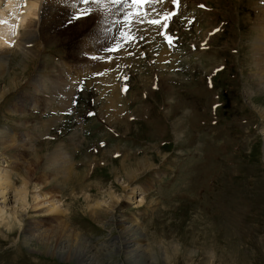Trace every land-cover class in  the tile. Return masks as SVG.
I'll list each match as a JSON object with an SVG mask.
<instances>
[{
  "label": "rangeland",
  "instance_id": "obj_1",
  "mask_svg": "<svg viewBox=\"0 0 264 264\" xmlns=\"http://www.w3.org/2000/svg\"><path fill=\"white\" fill-rule=\"evenodd\" d=\"M183 2L178 15L165 2L145 4L136 15L149 9L147 17L155 19L153 9L172 10L174 47L155 27L143 29L146 40L137 38L138 31L129 32L131 41L121 38L122 29L128 33L122 21L110 41L124 43L122 48L110 46L105 56L96 38L92 52L102 57L88 60L75 48L101 17L90 11L51 25L49 34L58 37L52 41L42 38L36 20L34 39L24 44L20 35L17 42L32 53L13 46L6 54L0 131L8 136L0 139V168L19 189L23 171L38 159L31 180L49 178L48 195L29 189L28 215L41 213L32 208L43 202L47 214L31 217L71 227L94 264H264V79L256 75L252 49L264 0H179L178 6ZM127 13L123 20L131 21ZM111 61V75H105ZM97 64L93 73L87 70ZM98 69L103 77L95 75ZM37 76L45 79L42 92L30 86ZM157 78L158 90L152 87ZM26 93L40 101L38 110L27 106ZM15 101L19 111L12 113ZM143 160L147 165L124 181L130 164ZM9 190L3 206L19 210ZM48 197L53 200L46 202ZM55 206L58 213H49ZM0 227V264H68L36 251L42 250L38 243L27 246L25 222L9 232ZM131 245L138 253L133 260L126 249Z\"/></svg>",
  "mask_w": 264,
  "mask_h": 264
},
{
  "label": "bare ground",
  "instance_id": "obj_2",
  "mask_svg": "<svg viewBox=\"0 0 264 264\" xmlns=\"http://www.w3.org/2000/svg\"><path fill=\"white\" fill-rule=\"evenodd\" d=\"M4 1H6V3H4ZM128 1H131V0H127V3H128ZM206 1H208V0H206ZM123 2H125V1H123ZM191 2H193V1H191ZM3 3H4V6H3L4 8L1 7ZM165 3H167L166 6L170 5L168 7H171V9H173V11L175 12L176 15L179 14L180 9H183L184 7L187 6L186 2H183V5H181V6H178V5L173 6L172 4H168L167 0H165ZM125 4L124 5L121 3L114 4V3H112V0H99L98 3H89V4H83L80 2V0H24V1H22V0H0V75H2V73L5 72L4 70L6 68V63H7L6 54L10 52V49H12L13 46L20 47L21 41L19 44H17V42H19L20 35L25 36V39L23 41V42H25L24 44H26V42H28V41H32V39H34V37L36 35L37 24L39 23L38 25H40L42 38L44 40H47V41H52L53 36L57 37V34H53V35L49 34L48 31H49V28L51 29V27H52L51 25H60L59 24L60 18H63L64 21L68 20L71 15H73V14L75 15V14L80 13L81 8H83V9L87 8V9H89V12L90 11H93V12L96 11L95 14L96 15L99 14V16L101 14V17L96 18L97 22L95 21L96 22L95 27H94V24H92L93 28L91 31V35L88 34L86 37L82 38L81 42L78 41V42H80V46L75 48V52L77 54L85 55L86 57L88 56L87 57L88 60L90 59V57H92L93 54H94V56H95V54H96V56L101 55V53H102L101 51H98L95 53L92 52V50L96 51V48L94 46V42H95L96 38H99V43L96 45H97V47L101 46L104 49V52H105L104 54L106 56V50L105 49L110 47V46H113L116 43H119V41H117V42L116 41L110 42V41H112V37L115 39V36L117 35L118 30L120 29L121 22L122 21L125 22V19L123 20V17H124V15H126L127 12L131 13V16H130L131 21L129 23H127V26H126V30L128 31V33L133 32L134 34H136L135 36H137V31H138V35H139L143 31V29L147 26L145 23L144 27H141L139 21L141 18L145 19V21L147 18H149V17H147L148 16L147 13H149V9L144 11L147 14V16H144V17H141V16L137 17L136 16L138 14H141L140 12L146 7V5H145V7L137 8V7L133 6L131 3H130L131 5L130 4L125 5ZM148 7H149V5H148ZM159 7H161V6H159ZM107 8H109V9L107 10ZM151 10L152 9H150V11ZM157 11H159L158 8H157L156 12ZM156 12L153 11L152 14H157ZM41 14H43V16H41ZM93 14H91V17ZM94 17H96V16L94 15ZM150 18H151V16H150ZM36 20H38L37 21L38 23H36ZM91 20H93V19H91ZM116 21H120V23H116ZM87 22H88V20H87ZM87 25H88V23H87ZM208 31H210V30H208ZM208 31L204 32V36L207 35ZM255 31H256V33H255L256 36H255L253 48H252L253 49V56H254V67L256 69V75L258 76L259 81H262L264 79V3H263V5L258 7V18H257L256 24H255ZM96 33H99V34L95 35ZM93 35L95 37H93ZM99 35H101V37ZM90 40H92V42H90ZM123 44L124 43H122V45ZM20 48L24 51L25 49L27 50V48H30V47H28L26 45L24 48L22 46ZM24 52H25V54L30 53V52L32 53V49H28V51H24ZM166 54H167V52L165 50H163V49L160 50V61H164L167 59ZM107 56H109V54ZM100 57H102V56H100ZM156 57H157V55H156ZM107 59H108V57H107ZM110 59H111V56H110ZM110 59L108 60V62L110 61ZM112 64H114V63H112V61H111L110 65L108 64L107 71L105 72V75H106V73L108 75H111L110 74V68L112 67ZM99 66L100 65H98V64H97V66H93V67L90 66V67H87V70L92 72L96 68H98ZM100 68H103V67L101 66ZM77 69L78 68H76V72H79L80 70H77ZM105 70H106V68H105ZM105 70L103 69V71H105ZM101 71L99 69L96 70V72H99V73ZM63 73H64V71H63ZM100 76H102V75H100ZM100 80H101V78H100ZM108 82H110V81H108ZM13 84H14V82H13ZM44 84H45V79L42 78L41 76H37L34 78V80L32 81L30 86L33 87L35 92L36 91L42 92V90L44 88ZM107 85H104V86H107ZM50 90L53 91V89H50ZM112 90H114V88ZM56 92H58V91H56ZM64 93H66V95H69L71 93V89L67 88V90H65ZM25 96H26V104H27V102L29 104H31V105H27V106H30V108H34L35 110H38L37 107L39 106L40 101H35L32 98V95H30L29 93H26L25 95H23V97H25ZM18 105H19V102L15 101L12 109L10 108L11 109L10 112H12V113L18 112L19 111L18 109L16 111L13 109ZM41 105H43V104H41ZM31 110H33V109H31ZM120 114L114 112L113 116H118ZM118 117H120V116H118ZM6 134L7 133H5V130H1L0 131V139L2 137H7L8 135H6ZM75 134H76V132L74 131L72 133V136L70 137L71 142H73L75 140V136H76ZM175 135L177 137V135H178L177 132L175 133ZM76 143L77 142H74L71 144L73 148L76 146ZM37 160L33 161L30 164V167H28L25 171H23L22 182H21V185L19 186L20 187L19 189H18V187L13 186L9 173H7V171L2 170L0 168V225H3L5 230H7L9 232V230H11L12 228L21 227V223L25 222V229L24 230H25L27 237H25L26 239H25L24 243L27 246H30L31 244H37L38 243V245L42 248V250H36V251L41 252L42 254H48V255H50V258L58 257L62 261H65V263H68V264H94L92 260H88V258H86V256L88 254L90 255V253H89V251H87L84 239H82V237L76 231L71 229V227H69L67 225L64 228L63 225H60V224L56 225V224H54L55 221L52 219H49V218H48L49 221H44V220H42L43 217H31L32 215H40V214L45 215V214H47V211H44V209H43L44 208L43 202L37 203L32 208V210H34V209L41 210L42 211L41 213L39 211H37V212L32 211L31 215H28L29 212L27 211V205H28V194L27 193H28L29 189H31L32 191L33 190L36 191V193H40V196L42 198H46L48 195L46 188L48 187L47 182H48L49 178H47L46 176L41 174L40 176L35 178L36 180H33V181L31 180L32 174L35 173V170L38 168V165H39ZM17 161H19V159ZM144 161L145 160L140 161V162H135L132 165L130 164V166H131L130 173L129 172L124 173L123 180L126 182H130L133 179L134 171H136V169L141 170L147 165ZM129 168L130 167H128V169ZM48 172H49V170H48ZM58 174L59 173H56L55 175L57 176ZM66 174H68V173L65 172L62 175H60L63 180H64V177L66 176ZM54 177L55 176H53V178L50 181H54L53 180ZM37 181H39V183ZM55 183L60 184L61 181L60 182L56 181ZM65 184H67V183H65ZM145 184H147V183H145ZM40 185H42V187ZM52 185L55 188V185L54 184H52ZM58 186H60V185H58ZM63 187H65V185H63ZM142 187L143 186H141V188ZM10 188L14 192L12 197L14 198L15 202H17V200L19 201L18 202L19 204L16 203L17 208H19V210H15V206L13 208H4V206H3L7 202V194L10 192V190H9ZM136 190L133 188V190H131V194L133 195L134 193H136L135 192ZM138 191L141 192V189H138ZM41 193L43 194V196ZM31 195L34 196L35 194L33 193ZM107 195H110L111 197L116 199L111 193H108ZM34 197L35 198L33 200H36L38 198L37 195ZM53 197L54 196H52V198ZM86 197H87V195H86ZM128 197L130 198V196H128ZM48 198L51 199L50 197H48ZM52 200L53 199L47 200L46 202H51ZM57 202L58 201H56V203ZM86 206H88V205H86ZM58 211H59L58 206H55L52 210H50V209L48 210L49 213H58ZM86 213H88V212H86ZM25 216L27 217L26 219H24ZM44 223H48L47 227L44 226ZM62 223L66 225L65 221L64 222L62 221ZM40 226H42L44 229L40 230L39 229ZM129 231H131V230H129ZM12 233H13V231H12ZM33 235H36V237H34ZM133 247H136V246L131 245V246L126 247L127 252H128V258L132 259V260L135 259L136 256L138 255L137 248L133 249ZM55 250H56V252H54ZM46 251H48L49 253H47Z\"/></svg>",
  "mask_w": 264,
  "mask_h": 264
},
{
  "label": "snow or ice",
  "instance_id": "obj_3",
  "mask_svg": "<svg viewBox=\"0 0 264 264\" xmlns=\"http://www.w3.org/2000/svg\"><path fill=\"white\" fill-rule=\"evenodd\" d=\"M81 3L83 4H89V3H98L99 0H80ZM165 0H131V3L133 6L137 7V8H140V7H143L145 4H148V3H152V4H155V3H159V4H164ZM112 3L114 4H119L121 3V0H112ZM171 4L173 6H177L179 4V0H171ZM201 8L204 7V5H200ZM153 11H156L155 9H153ZM89 12V9H82L80 11V13L78 14V16H87V13ZM144 16H147V14L145 13ZM174 16V13L172 11H163L161 10L160 12L157 13V17L158 18H147L146 21L145 19L141 18L139 23H140V26L141 27H144L145 23L148 27L144 28V32L148 31L151 27H155L156 30H157V33L163 38V40L166 42V44L169 46V47H174L175 46V37H173L171 34H170V27H169V24H168V21ZM78 17L77 16H74L73 17V20H77ZM125 23H129V16H125ZM116 23H120V21H116ZM191 23V21H190ZM85 25H86V21H85ZM144 32H141L139 34V36L137 37L138 39L140 40H146L147 37L144 35ZM128 36V39L131 41L133 39V37L131 36L130 33H125L124 30L122 29L121 30V38H124L125 36ZM204 45H201V47H203ZM122 48V45H120L119 43H116L113 45L112 49H110V51H115L116 49H121ZM143 54V53H141ZM107 55V54H106ZM91 59L93 60H99L101 59V57L99 56H92ZM114 62V61H113ZM165 63H167L165 61ZM95 75H102V73H95ZM81 83H83V81H81ZM154 89H157L159 88V80L157 78V82L153 84L152 86ZM82 91V90H81ZM121 91H127V86H125L124 88L121 89ZM73 104L76 103L75 100L72 101ZM70 111V110H69ZM89 116H92L94 115V113H91L89 112L88 113Z\"/></svg>",
  "mask_w": 264,
  "mask_h": 264
}]
</instances>
